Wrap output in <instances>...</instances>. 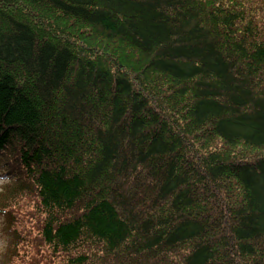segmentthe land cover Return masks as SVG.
<instances>
[{
	"label": "trees",
	"instance_id": "16d2710c",
	"mask_svg": "<svg viewBox=\"0 0 264 264\" xmlns=\"http://www.w3.org/2000/svg\"><path fill=\"white\" fill-rule=\"evenodd\" d=\"M0 180L3 264H264V0H0Z\"/></svg>",
	"mask_w": 264,
	"mask_h": 264
},
{
	"label": "rangeland",
	"instance_id": "374dc122",
	"mask_svg": "<svg viewBox=\"0 0 264 264\" xmlns=\"http://www.w3.org/2000/svg\"><path fill=\"white\" fill-rule=\"evenodd\" d=\"M2 185H3V182L0 180V188ZM6 227H7V223L0 214V264H3L4 262H6V259H7L6 247H7L8 241L6 240H8V236L6 235V232H5ZM40 252L42 253L33 254V255H32V252L28 253L29 254L28 257H25V258L28 259L29 264H51L50 260L47 258L45 250L42 249L40 250ZM18 253H19V257L21 258L24 257L23 254H26V253H23L22 247L18 248ZM8 254L11 255L10 252H8ZM14 261L15 259L12 261V264Z\"/></svg>",
	"mask_w": 264,
	"mask_h": 264
}]
</instances>
